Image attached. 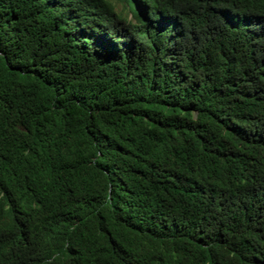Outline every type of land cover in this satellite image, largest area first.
<instances>
[{
	"label": "trees",
	"instance_id": "1",
	"mask_svg": "<svg viewBox=\"0 0 264 264\" xmlns=\"http://www.w3.org/2000/svg\"><path fill=\"white\" fill-rule=\"evenodd\" d=\"M0 264H264V0H0Z\"/></svg>",
	"mask_w": 264,
	"mask_h": 264
},
{
	"label": "bare ground",
	"instance_id": "2",
	"mask_svg": "<svg viewBox=\"0 0 264 264\" xmlns=\"http://www.w3.org/2000/svg\"><path fill=\"white\" fill-rule=\"evenodd\" d=\"M148 84V83H147ZM168 114V113H167ZM236 174V173H235Z\"/></svg>",
	"mask_w": 264,
	"mask_h": 264
}]
</instances>
